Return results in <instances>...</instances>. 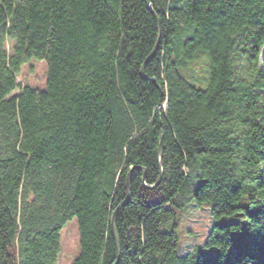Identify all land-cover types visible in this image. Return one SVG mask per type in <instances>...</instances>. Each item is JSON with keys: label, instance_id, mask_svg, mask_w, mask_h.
<instances>
[{"label": "trees", "instance_id": "trees-1", "mask_svg": "<svg viewBox=\"0 0 264 264\" xmlns=\"http://www.w3.org/2000/svg\"><path fill=\"white\" fill-rule=\"evenodd\" d=\"M149 1L144 79V0H0V264H56L73 218L72 264H114L132 168L118 264H264V0ZM189 201L214 224L180 255Z\"/></svg>", "mask_w": 264, "mask_h": 264}, {"label": "rangeland", "instance_id": "rangeland-1", "mask_svg": "<svg viewBox=\"0 0 264 264\" xmlns=\"http://www.w3.org/2000/svg\"><path fill=\"white\" fill-rule=\"evenodd\" d=\"M17 82L41 90L46 89L47 65L44 60L31 59L23 64L17 76ZM16 94V91L13 92ZM11 94V95H13ZM211 206L208 204L197 207L189 201L180 210L175 220L178 235V253L187 254L193 245L203 244L212 228L214 221L210 215ZM61 252L56 264H72L80 253V236L77 218L68 221L60 231Z\"/></svg>", "mask_w": 264, "mask_h": 264}, {"label": "water", "instance_id": "water-1", "mask_svg": "<svg viewBox=\"0 0 264 264\" xmlns=\"http://www.w3.org/2000/svg\"><path fill=\"white\" fill-rule=\"evenodd\" d=\"M144 2L146 3L147 8L152 12L153 16L155 17L156 22H157V28H158V37H157V41L155 43V46H154L153 50L151 51V53L149 54V56L146 58L144 64L142 65V67L140 69L141 77L144 79H149L150 76L145 73V66L151 59H153L155 57L156 52L158 50L160 40H161V26H160V22H159V19L157 17V14L155 13V11L153 9L152 3L149 0H144ZM151 80L154 83H156V80L154 78H151ZM158 88L160 89L159 86H158ZM163 151H164V128L162 125L161 138L159 140V144H158V148H157V163H158V168H159V177H158L156 183H154L152 185L147 184L146 183V169L144 167H136V168L141 169L143 172L142 185L146 189H155L161 182V179H162L163 173H164L163 164H162ZM134 169L135 168H132L129 171L127 178H126V192H127L126 198L113 211L112 216H111V220H110L112 237H113L115 250H116V261L114 262V264H118L120 261V257H121L120 241H119V235H118L117 227H116V218H117V215H118L119 211L121 210V208L124 207L126 204H128V202L130 200L131 177H132V173H133Z\"/></svg>", "mask_w": 264, "mask_h": 264}]
</instances>
